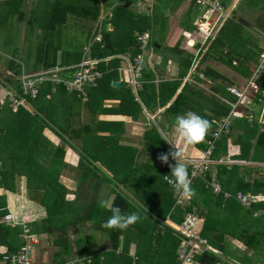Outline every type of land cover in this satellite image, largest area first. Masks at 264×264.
<instances>
[{"label":"trees","instance_id":"16d2710c","mask_svg":"<svg viewBox=\"0 0 264 264\" xmlns=\"http://www.w3.org/2000/svg\"><path fill=\"white\" fill-rule=\"evenodd\" d=\"M79 1L83 3L82 0ZM228 1L220 0L222 4ZM61 2L62 0H55L50 6L46 27L55 30L56 25L64 20L67 12L73 10L70 6L64 7ZM241 2H247L248 7H258L261 3L264 5V0H241ZM6 3H14L11 12L18 10V1L7 0ZM83 6L81 5L82 8ZM94 8L97 14L98 4L95 3ZM258 8L264 10L263 6ZM235 13L236 10L233 11V18L228 20L209 45L202 62L204 63L207 58H213L232 72L240 74L243 79H247L262 54L263 47L255 45L253 47L254 43L250 41L248 31L246 32L244 19L236 18ZM18 14L21 16V13ZM52 16L54 20L51 21ZM202 39L201 36L194 34L190 36L188 43L193 45L197 40ZM103 44L102 48L98 45L94 47V54L98 57L121 52L123 51L121 49L128 45L132 46L133 50L137 47L134 37L130 39L124 37L119 43L113 42L111 32L103 35ZM10 64L12 78L17 77L18 66L12 61ZM117 64L118 60L113 59L109 69H105L103 73V77H107L105 82L110 91H106L102 83H98L97 87L87 91V97L83 100L76 94H67L62 86L54 89L45 83L38 89L36 97L26 96L30 106L25 104L16 111H13L9 103L0 106V188L15 192L19 179L24 178L28 200L44 208V217L28 223L26 227L40 239L47 236L48 245L55 249L49 264H69L77 258L90 260V263L85 260L83 264H180L177 250L182 237L165 224L164 220L168 218L173 223L179 224L186 212L193 211L203 219L199 234L211 247V250L195 255L194 260L198 264H224L222 260L224 256L228 258L229 264H264V201L253 203L250 208H244L232 197L225 199L222 195H213L211 189L206 187L205 180L197 178L191 185L196 195L186 206L173 207V191L163 180L164 175L171 176V170L158 159L161 153L170 150L155 126H151L149 132H152V136L146 141L149 142L148 146L154 149L153 163L139 160L140 154L136 147L120 144V138L99 137L96 133L101 128L99 124L102 121L97 120L95 117L97 111L92 106H95L99 112L128 116L133 114V110H139L141 107L140 103L135 101L130 87L124 91L127 94H123L117 107L111 109L101 107L108 92L119 91L109 84L111 78L116 77ZM202 73L214 84L213 122L205 113L203 106L194 107V103L188 101L185 95L191 88L187 86L166 110V114L180 112L179 110L187 105L193 109L192 112L210 122L211 127L205 140L195 145L200 150L206 148L205 141L214 128V121L227 115L229 111V107L217 96L232 99L226 87L235 83L209 64H206ZM11 83L14 92L22 94L19 82L13 80ZM142 86L143 89L137 90V96L148 107L142 96L149 88L147 84H141ZM195 98L197 101L201 97L197 94ZM82 104L87 108V110L84 108L83 114H81ZM66 106L69 107L68 112ZM182 113L187 112L182 111ZM81 118L86 122L89 121L80 125ZM45 129L53 130L56 136L61 137L78 153V167L75 170L79 175L78 183L85 178H93L96 181V184H93V191L96 192L100 188L97 181L106 182L109 187L102 199L113 201L114 206L119 207L126 214L138 212L140 220L126 230L105 228L104 224L111 216V211L100 207L101 199H98L97 193H93L94 195L87 199L80 193L78 185L74 184L76 188L73 189L71 197H68L62 175H65V170L73 171L74 168L65 160L67 145H56L44 134ZM86 138H91V141L87 143ZM146 138L147 133L144 135V139ZM228 139L239 145L240 152L233 155L234 159L247 163H264V132H258L257 123L250 126L245 119H235L230 133L218 140L211 155L213 160L217 161L227 155ZM83 142H86L87 146L83 145ZM154 162H160V167L157 168ZM186 166L189 170L188 164ZM258 168L245 164L216 163L209 167L205 179L209 181L214 178L222 190L232 196L238 192L264 193V172ZM131 182L134 191L136 187L140 190L139 193L137 191L133 193L136 197L135 201L129 199L124 192V188L130 187ZM138 202L142 206L138 205ZM1 207H5L4 201L0 202ZM4 213L5 211L0 215ZM86 222L91 226L85 229ZM68 226H71L74 234L81 230L80 227L88 230L74 240L76 257L73 256V249L68 239L66 231ZM24 229L1 222L0 243L5 245L10 253H15L23 245V240L19 241L18 237ZM99 230L107 232L111 243L109 250L102 252L98 249L95 236L92 234ZM233 242L239 245L241 250L239 253L242 256L230 254ZM131 244H135L133 255L130 253ZM241 247L247 252L242 251ZM216 252H220V256L216 255ZM0 261H2L1 256ZM2 263L8 264L4 261Z\"/></svg>","mask_w":264,"mask_h":264},{"label":"crops","instance_id":"0c3cea01","mask_svg":"<svg viewBox=\"0 0 264 264\" xmlns=\"http://www.w3.org/2000/svg\"><path fill=\"white\" fill-rule=\"evenodd\" d=\"M6 1L7 0H0V7L5 4ZM15 1H18L17 9L19 10L20 7L22 11L20 10V12H18L17 10L11 12L10 10L5 12V17L14 16L15 19L10 27H6L3 30L0 27V72L2 73L0 81H3L4 79L12 80V71L9 68L10 61L2 64V59L4 56H9V53L5 52L4 48L9 46L11 42H17L16 40L12 41L14 36L18 37L21 43L13 44L12 53L15 51L21 55L19 49H24V47L27 49V42L29 39L32 40L35 48L34 56L31 60L28 58L22 62L20 59L16 61L9 58V60H12V62L18 66V75H20L21 72L25 74H35L45 71H54L55 75L58 74L60 76H65L68 74V70L74 68L84 57H86V55H84V49L90 47L87 56L90 59L98 61V67L102 73L105 72V69H109L113 59L118 60L116 77H112L109 84L112 87L111 82L113 80L119 81L120 87L116 88L119 89V91L108 92L101 106L103 109H111L120 104L123 94H127L121 90L124 86V82L118 77L120 69L127 65L124 57H132L136 55L139 52V46L137 44L136 49L133 50L132 46L128 45L123 47V49H121L123 51L121 52H114L113 54L99 57L94 54V47L98 45L102 48L104 46L103 35L105 33L111 32L113 42L117 43L121 42L124 37H127V39L134 37L136 40L137 35L147 33L149 35V41L146 46L145 66L138 90L140 91L143 89L141 84H147V87L149 88L148 92L145 91L146 93H144V96L142 97L146 100L148 107L140 101L137 92L135 94V101L139 102L141 107L139 110H133L131 116L111 114V112H99L95 106H92V108L97 111L95 117L98 121H102V123L99 124L101 128H99L96 133L99 137L120 138V144H129L136 147L135 144L140 146L142 144L143 146L144 141H147L144 140V135L147 131H150L151 126H155L163 138L167 136L173 146L183 152V159H194L201 155L202 150L197 149L195 145L186 144L183 139L178 136L174 127V119L177 115L184 114L182 111L192 112L193 109L186 105L184 109L182 108L179 110L180 112L166 114V110L173 104L183 88L187 86L191 88L187 90V95H185L188 101L193 102L194 107L196 105L203 106L205 113L212 118L213 122L212 81L202 73V70L206 66V60L208 59L207 58L204 63L202 62V58L206 51L195 58V50L199 48V46L197 45L195 49L192 50L191 45L188 43L190 39L189 34L193 32L196 20V12L192 9L189 0H144L140 8L137 7V0H82L83 3L79 0H62L61 3L64 7L70 6V9L73 10L67 12L64 20L56 25L57 28H55V30L46 27L48 12L50 11V6L54 4L55 0ZM237 2L238 0H229L223 5L234 11L236 10L235 6L237 5ZM95 3L98 4L97 14L96 8H94ZM81 5H84L83 8ZM164 11L165 15H163ZM29 12H33L34 17L29 18L28 16H24V13H27L28 15ZM18 13H21V16ZM157 14H160V18L158 19H156ZM35 15H37L38 20L35 18ZM41 16L43 17L40 19ZM53 18L54 17L52 16L51 21ZM24 25H29L28 34L25 31ZM61 26L63 27L62 30ZM18 32L21 34L19 35ZM97 35H100V42H96L95 40ZM263 46L264 41H262V47ZM23 54L22 56H25V51H23ZM193 59L197 60L195 64H193ZM24 64L27 65L23 66ZM108 78L110 77L108 76ZM128 78H130V76ZM241 78L243 77L241 76ZM105 81L107 82V77L101 78L98 83H102L104 89L110 91ZM205 84H207L206 88L203 86ZM49 85L54 89L59 87V85H53L51 83ZM97 86L98 84L95 87ZM95 87L90 88L92 89ZM90 88H88L87 91ZM130 89H132L131 86ZM66 93L70 94L67 91ZM197 94L201 98L195 101V96H197ZM81 107V114H83L86 105L82 104ZM68 108L69 107L66 108L67 112ZM256 113L258 112H255V114ZM258 117L259 116L257 115V118ZM84 120L81 118L80 125H82L83 122H88ZM256 121L257 120L255 119L254 123H257ZM257 126L258 130L264 129L263 124L260 125L257 123ZM148 143L149 142H147V144ZM165 144L168 148L171 147V149L174 150L167 142H165ZM226 145L227 155L217 160V163L245 164L253 167L264 165V163H247L245 161L234 159L233 155H237L240 152L239 145H235L230 139H228ZM149 156L152 159V162L149 163H153L154 160L152 154H149ZM139 159L143 158L140 156ZM169 162L173 165L175 164V161L171 158H169ZM155 166L157 168L160 167V165L157 164ZM130 189L131 196L136 199V197L133 196L135 191L131 187ZM3 201L5 207L0 208V213L4 211L5 213L0 215V223L2 222L11 227H23L24 223L32 222L31 220L44 217V208L28 200L26 192L19 182L15 192L0 188V202ZM138 205L142 206L139 202ZM6 214L10 215L9 220H4L3 217ZM202 222H200L199 227L196 228L199 230V233L201 231ZM164 223L170 227L177 225L168 218L164 220ZM99 236H101V243L103 242L102 245L99 242ZM18 239L19 241L22 239L21 235H19ZM95 239L100 251L103 252L111 248L107 232L99 230ZM121 239L122 238H120V240ZM120 247L121 242L119 248ZM134 250L135 244H131V255L134 254ZM5 251L10 253L7 247L0 243L1 257ZM216 253L218 256L220 255V252ZM0 263L4 264L2 261H0ZM191 264L198 263L196 260H193Z\"/></svg>","mask_w":264,"mask_h":264},{"label":"built area","instance_id":"2783aa9c","mask_svg":"<svg viewBox=\"0 0 264 264\" xmlns=\"http://www.w3.org/2000/svg\"><path fill=\"white\" fill-rule=\"evenodd\" d=\"M144 0H137V7H141ZM192 9L196 12V20L194 23V30L189 36L197 34L201 36L202 40H197L191 45L192 50L198 45L199 48L195 50V58L202 55L207 50L209 45L215 39L223 26L231 19V9L223 5L220 0H189ZM96 42H100V35L95 38ZM136 41L139 46V52L132 57H124L127 65L120 71L128 73L129 81L134 94L140 87L141 77L145 66V51L149 41V35L142 33L136 36ZM90 47L84 49V57L82 61L74 68L68 70L65 76L55 75L54 71H45L35 74H25L23 72L17 76L20 84L22 94L14 92L13 81H0V106L8 104L16 111L18 107H23L27 103L26 96L30 98L36 97L38 89L45 83L62 86L67 92L76 94L77 97L83 100L87 97V89L95 87L98 81L103 76L99 70L98 61L88 58V50ZM197 62L193 59V64ZM242 86H228L226 90L232 96L228 99L223 96H218L220 101L229 107L227 115L220 117L214 121V128L210 133L209 138L205 141L206 148L201 151L200 157L186 162L189 166V179L191 185L197 178H202L206 182V187L210 188L213 195H222L225 199L232 197L240 206L250 208L253 203L264 201V193H236L232 196L228 192L222 190L220 184L214 179L207 181L205 176L209 167L216 164L217 161L211 158V155L216 147V142L221 137L230 133L232 123L235 119H245L250 126H253L255 119L260 125H264V46L260 57L254 66V69L249 78L245 79ZM262 82V86H261ZM255 112H258L255 114ZM257 115L259 116L257 118ZM232 162V161H229ZM165 177V176H164ZM167 183V181L164 179ZM168 184V183H167ZM173 191L174 206L184 207L192 198L180 197L173 188L168 184ZM254 215H257L254 213ZM4 220H9L10 215H4ZM202 222V218L195 212H187L183 215L181 222L172 226L173 229L181 235L182 241L177 250L178 260L180 264H191L195 255L202 254L205 251L211 250V247L203 239L199 230L195 225ZM37 235L24 229L21 234L23 245H21L15 253L2 254V261L8 264H33L34 262V248L37 245ZM39 238V237H38ZM26 240V242H25ZM26 244H25V243ZM90 263L89 259H75L69 264H83L84 261Z\"/></svg>","mask_w":264,"mask_h":264},{"label":"rangeland","instance_id":"374dc122","mask_svg":"<svg viewBox=\"0 0 264 264\" xmlns=\"http://www.w3.org/2000/svg\"><path fill=\"white\" fill-rule=\"evenodd\" d=\"M10 3H5V4H3L0 7V27L2 28V30L5 29L6 27H10V25L13 24V21L15 19L14 16H12V17H9V16L5 17V14H4L5 12H8L12 8H14V3H12V4H10ZM261 6L264 7V5H262V3L258 7H261ZM235 7H234L236 9L235 17L236 18L241 17L242 19H244V21L246 23V29H247L246 32L248 31L249 39H250V41L252 43H254L253 44V47H254V45L255 46H262V41H264V10L263 9L261 10L258 7H248L247 6V2H241V0H238L237 5ZM234 8H232V9H234ZM20 10L22 11V9H20V7H19L18 12H20ZM232 14H233V11H231V18H232ZM159 15L160 14H157L156 15V19L160 18ZM163 15H165V11L163 12ZM24 16L25 17L28 16L29 18L34 17L33 16V12H29L28 15H27V13L26 14L24 13ZM42 17L43 16H41L40 19ZM35 18L36 19L38 18L37 15H35ZM24 26H25V31L28 34V26L29 25H24ZM62 28L63 27L61 26V30H62ZM18 34L20 35L21 33L18 32ZM10 37L12 38L11 35H10ZM14 40H16L17 42H13V43L11 42V44L9 46H7V47L4 48L5 52L9 53V56H4L3 57L2 64H5L6 62L12 61V60H9V58L10 59H14L16 61H18V59H20V60H22V62L24 60H27L28 58L30 60L33 58L34 52H35V48L33 46L34 44H33L32 40H30V39L28 40V42H27V47L28 48L27 49H25V47H24V49H19L21 55H19L15 51L12 53L13 44L14 43H17V44H20L21 43L20 40L18 39V37H15L14 36V39L12 38V41H14ZM156 40H158V39H156ZM29 42L32 43V44H30ZM23 51H25V56L26 57L25 56H22ZM206 64H209L211 67H213L214 70L219 71V73H221L222 75H225V76L229 77L230 79H232L235 82L234 85H237V86L240 87V86L244 85V83L246 82L245 79L241 78V76L239 74L232 72L231 70H229L228 68H226L224 65H222L218 61H215L213 58H208L206 60ZM250 64H252V61H251ZM26 65L27 64H24L23 66H26ZM118 74H119L118 77H120L122 79V81L124 82V86H123V88L121 90L125 91L127 88H129L131 86L130 85L129 78H128L129 76L124 71H119ZM0 76H2V73L1 72H0ZM19 79H20V77L19 78L13 77L12 78V81L13 80L14 81H17ZM206 83H208V82H206ZM211 83H212L211 86L213 87L214 84H213V82H211ZM206 85L207 84H205L203 86H205V88H206ZM131 92H132V94L134 96V99H136L133 89H131ZM215 96H217V95H215ZM26 105L27 106H30L28 103H26ZM31 108H32V106H31ZM263 130H258V132H261ZM44 134L50 140L54 141L56 143V145H59V146L67 145V143H65V141L62 140L61 137L56 136V133L53 130L45 129L44 130ZM151 134H152V132H148L147 131V138L144 139V140H148V138L150 136H152ZM86 140L85 141L88 143V142L91 141V138L90 139H87L86 138ZM86 142H83V145H86ZM80 144H81V142H80ZM135 145H136V149L139 151L140 156L143 158L141 160H144L146 162L147 161L148 162H152V159L150 158L149 154H154L153 147L150 149V147L148 146V144H147L146 141H144L143 146H142V144H141V146L140 145H137V144H135ZM169 148H170V151H171L172 150L171 147H169ZM194 159H197V158H194ZM65 160H66L67 163H69V165L71 167L74 168L73 171H66L65 170V172H66L65 175H62V176H64V183H65L66 190L68 191L67 192L68 197H71L72 191H74L75 188H76V186H74V184L75 185H78V189H79L80 193L84 197H86L87 199H89L91 195H94L93 193H97L96 195H97L98 199H102L105 196L106 192L108 191V187H109L106 182L97 181V184L100 186V188L98 189V191L95 190L96 192L93 191V184H96L95 179H93V178L92 179L85 178L82 182H80V183L77 182V177L79 175L76 174L78 172H75V170L78 167L77 162L79 161V155H78V153L76 151L73 150L72 147H70L68 145H67V150H66V154H65ZM184 161H186V162L192 161V158H185ZM154 164L155 165L156 164L157 165H160L159 162H154ZM258 167H259L258 169L260 171L264 172V165H262V166L261 165H258ZM88 177H90V176H88ZM19 184L22 186V188L26 192V189H25V179L24 178H20L19 179ZM159 184L162 186V182H160ZM131 185H133L132 182L130 183V187H131ZM130 187H128L127 189L124 188V192L126 193V195H127V197L129 199L131 198V200L135 201L136 199L131 196V189H130ZM134 189L138 193L140 192V190H137V187L134 188ZM28 219H29V217H28ZM38 220L39 219L31 220V221L34 222V221H38ZM28 223H30V222H28ZM28 223H24V226L22 228L27 229L26 226H27ZM199 225L200 224L197 223L195 225V227L197 228V227H199ZM90 226H91L90 223L86 222L85 225H84V228L86 229L87 227H90ZM84 228L83 227H80L81 230L78 231V233H76V234L72 233L71 226H68L67 229H66V231L68 232V239H69V242L71 244V248L73 249V256L74 257L77 256V253H76V245L74 243V240L80 238L81 235L85 233V231L86 232L88 231V230H85ZM97 232L98 231L93 232L92 235L96 237ZM25 242H26V240H25ZM99 242L101 243V236H99ZM37 243L38 244L35 245V248H34L35 255H34V262H33V264H49L51 262L52 254L55 251V249H53L52 247H50L48 245L47 236L43 237L42 239H40V238L37 237ZM102 243H101V245H102ZM231 247L232 248H231L230 254H232L233 256H242L240 254L241 253V250L239 249V245L237 243H234L233 242L231 244ZM241 249H242V251L244 250V252H247V250H245V248L241 247ZM216 255H218V254L216 253ZM222 260H224V264H227V263L229 264V260H228V258L226 256H224L222 258Z\"/></svg>","mask_w":264,"mask_h":264},{"label":"clouds","instance_id":"9594fccd","mask_svg":"<svg viewBox=\"0 0 264 264\" xmlns=\"http://www.w3.org/2000/svg\"><path fill=\"white\" fill-rule=\"evenodd\" d=\"M174 127L178 136L182 138L186 144L196 145L205 140L211 125L207 119L195 112L189 111L175 117ZM163 141L167 142L174 149L167 153H161L158 156L161 163L168 165L171 170V176L165 175L164 179L180 197H194L196 193L191 187L189 172L183 159V152L174 147L167 136L163 138ZM169 158L175 161L174 165L169 164ZM99 205L111 211V216L104 224L105 228L126 230L137 223L141 218L138 212L130 214L122 212L121 209L114 206V202L109 199L99 200Z\"/></svg>","mask_w":264,"mask_h":264},{"label":"water","instance_id":"95a60500","mask_svg":"<svg viewBox=\"0 0 264 264\" xmlns=\"http://www.w3.org/2000/svg\"><path fill=\"white\" fill-rule=\"evenodd\" d=\"M111 85H112V87H114V88H119V87H120V82L117 81V80H113V81L111 82Z\"/></svg>","mask_w":264,"mask_h":264}]
</instances>
